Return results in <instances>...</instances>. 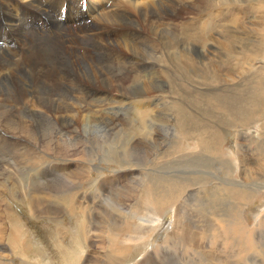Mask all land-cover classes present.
Wrapping results in <instances>:
<instances>
[{"label": "rangeland", "instance_id": "rangeland-1", "mask_svg": "<svg viewBox=\"0 0 264 264\" xmlns=\"http://www.w3.org/2000/svg\"><path fill=\"white\" fill-rule=\"evenodd\" d=\"M211 1L196 16L186 11L181 18L162 19L154 28L168 37L171 28L166 21L173 22L177 30L183 28L182 20L192 22L196 18L206 24L204 36L196 25L195 35L186 46L192 56L203 46L215 55L210 57L212 61L205 59V63L215 75L210 86L223 92L224 100L194 97L199 96V87L202 91L208 87L201 85L199 78L200 86L188 85L187 78L192 76L172 75L173 67L166 62L156 70L161 82L155 81L152 71L144 79L146 69L143 73L133 71L131 79L128 76L127 81L121 80L123 84L112 78L94 79L97 68L119 78L129 71L132 57H138L130 51L126 61L113 56L115 47L123 46L118 34L124 31H139L145 36V45L136 51L146 52L145 56L151 58L157 37L144 27L142 15L135 13L137 8H129L136 23L128 24L127 20L124 28L106 21L103 12L97 14V10L94 15H88V10L86 19L81 21L80 16L69 12L67 1L61 6H50L52 11L47 9L52 14L48 19L54 23L46 30L42 28L49 40L46 44L49 76L77 79L71 89L62 85L51 88L64 93L59 95L60 100L57 95L51 96V102L56 101V107L64 102L73 103L74 95L80 106L89 108L96 105L97 98L110 94L114 100L111 106L121 107L109 110L110 113L99 112L97 116L103 120L100 116L96 119V115L87 118L82 114L80 121L83 120L74 130L70 126L57 128L53 124L57 119L51 112H46L47 116L0 111V264H264V84L261 86L253 81L256 77L247 76L257 72L259 78L264 74V68H260L264 67V0ZM63 5L64 15H59ZM96 19L103 25L96 23ZM231 28L246 40L247 46L241 49L245 51L241 54L245 59L217 53L218 41L233 37ZM183 30L180 36L185 35L181 34ZM129 44H136L135 36ZM233 45L240 44L233 41ZM254 48L261 53H251ZM165 51L168 50H158L164 52V60L168 55ZM196 67L206 68L200 64ZM84 81L103 93L97 96L92 90L84 91L81 87ZM46 82L50 84L48 78ZM239 82L244 90L237 95L232 90ZM121 87H127V98L119 104V97H113L112 93ZM196 90L198 94L193 93ZM219 103L229 105L232 111L222 112ZM48 138L50 144L46 142Z\"/></svg>", "mask_w": 264, "mask_h": 264}, {"label": "bare ground", "instance_id": "bare-ground-1", "mask_svg": "<svg viewBox=\"0 0 264 264\" xmlns=\"http://www.w3.org/2000/svg\"><path fill=\"white\" fill-rule=\"evenodd\" d=\"M68 3L69 7V12H72L73 15L75 16H80V20L83 18H85V14L88 10H90V12H88V15H94L95 12L94 10L98 11L97 14H99L100 12H103V17L104 19H106V21H110L111 23H113L114 25H116L117 27L120 28H124L125 26H127V20H128V24H135L136 20H134L132 18V13L131 10L129 9L130 7L132 8H137V11H135V13H137L138 15L141 14L142 15V21H144L145 26L147 29H149V31H151V34L154 35L155 37H157V39H154V44L152 45L154 47V49L152 50V56L150 54V59H148L145 53H138L136 50V48L145 45V39L146 37L143 36L139 31H135L134 33H127L126 31L118 34V41L119 44H123L122 47L116 46L114 49V53L116 56V58H119L120 60H124L126 61L128 57H130L129 55L134 54L137 55L138 57H132V62L129 63L127 61V63H129L130 65V69L128 72L125 71V73H122L121 76L118 78L115 75H110L106 73H103V71L101 69L97 68V74L93 77H96L94 79L98 78H110L109 80L115 79L119 82H122L121 80H125L127 81V78L129 76L132 77L131 73L133 71H138L142 70L143 71L146 69V73L147 76L144 77L147 78L148 75H151V71L153 73V78L155 79V81H160V75L156 74V70H159V68L161 67V65H163V63L166 62V64H168V66L170 65L171 67H173V71L170 72L172 73V75H175L176 77L178 76H183L186 74L187 77H191L190 79L187 78L188 85H192L193 83L200 86V82L199 80H197V78L202 80V84L201 85H206L204 91H202L199 87V94L198 91H193L197 92V95H193L194 97H217L218 98H222L224 100V98L226 99L225 94L222 92V94L218 91V88L216 87H211L210 86V82L212 81L213 77L215 76L213 74V72H211V68L210 66H208V63H205V59H209L210 57H215V55H213V53L211 54L210 52H208L204 46L200 47L196 53L192 56L190 49H188V47L186 45H189L190 40L193 38L192 35H195V31H196V25H198V28L201 31V35L204 36V27L206 24H204L203 22H200L198 19L193 18L192 22H189L187 20H182V24L184 25L183 28L185 29V32L181 33V34H185L184 36H180V32L183 30V28L181 30H177L175 28V25L173 22H165L167 23V25L170 26L171 28V32L170 35H168V37H166L167 39H165V37H163L158 31L159 29H155L154 27H156L157 23L159 24V21L161 22L162 19H173V18H181V16L184 15V13L187 11V13L190 14H194L193 16H196L197 14H199L200 11L203 10V5L205 4H212L211 0H188V2H183L181 0H176V2H171L169 4L163 3L159 0H98L96 2V0H86L87 3V8L86 10L82 9L80 7V0H0V111H5V112H9V113H13L12 115H20V113H38V114H45L47 115L46 112H51L53 113V115H49L50 117L53 116L55 117V119H57L56 121H53V124L59 129L61 130L60 126H64L66 129L70 127H72L71 129H76L80 122L81 115L82 114H86L87 118L88 117H99L97 116V114L99 112L101 113H110L109 110L111 109H115L121 107L120 105L116 106H111V103L114 101L112 98H110V94L107 97H103V98H97V103L94 106H89V108H85L84 105L82 104L81 106L79 105L78 99L76 96H72L71 101L75 104H77L78 106L74 105L73 103L70 102H64L62 106L56 107L57 103L56 101L51 102L50 98L53 95H57L58 96V100H60V96L62 93L59 90L56 89H51V88H57L58 86L61 87L60 85L64 86V87H68V88H73L74 84H77V79L74 77L71 79V81H69L68 79H59L58 76H54L53 78L49 76V69H48V60H47V46L46 44L49 43V40L47 39V33H42V28L43 29H48L49 25L53 24L52 21H50L48 18H52V14L50 15V13L48 14V10L47 9H51L50 6H61L62 4H64V2ZM170 1V0H169ZM191 1V2H190ZM207 1V2H206ZM214 1V0H213ZM225 0H219L218 2H224ZM229 1V0H228ZM233 1V0H231ZM235 1V0H234ZM246 1V0H245ZM250 1V0H249ZM191 3V4H190ZM263 3V2H262ZM110 4V5H109ZM217 4V3H216ZM248 4V3H247ZM259 4V3H258ZM222 5V4H221ZM206 7V6H205ZM209 7V6H208ZM216 7V6H215ZM238 7V6H237ZM68 8V7H67ZM74 8V9H73ZM157 10H156V9ZM207 8V7H206ZM252 9V8H251ZM133 11V12H134ZM252 11V10H251ZM67 12V11H66ZM184 12V13H183ZM230 13V12H229ZM59 15H64L63 13V7L61 8V11H58ZM140 15V16H141ZM233 15V14H232ZM89 17V16H88ZM225 17V16H224ZM244 17V16H243ZM255 17V16H254ZM64 18V17H63ZM66 18V17H65ZM91 18V17H90ZM96 18V15L94 16V19ZM183 18V17H182ZM256 18V17H255ZM86 19V18H85ZM191 19V18H190ZM257 19V18H256ZM57 20V19H56ZM79 20V21H80ZM81 20V21H82ZM231 20V19H230ZM78 21V22H79ZM243 21V20H242ZM252 21V20H251ZM256 21V20H255ZM258 21V20H257ZM96 23L103 25V22L99 21V20H95ZM262 22V21H261ZM261 22H256V23H261ZM45 23V24H44ZM94 23V22H93ZM105 23V22H104ZM109 23V22H108ZM191 23V24H190ZM255 23V22H254ZM42 24V25H41ZM95 24V23H94ZM41 25V27H40ZM96 25V24H95ZM107 25V24H105ZM232 25H235V22H232ZM254 25V24H253ZM261 25V24H260ZM259 25V26H260ZM68 26V25H67ZM99 26V25H98ZM136 26V25H135ZM242 26V25H241ZM262 26V25H261ZM104 27V26H103ZM109 27V26H107ZM115 27V26H114ZM158 27V26H157ZM156 27V28H157ZM166 27V26H165ZM234 27V26H233ZM251 27V26H249ZM70 28V27H69ZM99 28V27H98ZM105 28V27H104ZM160 28V27H159ZM162 28V26H161ZM238 28V27H237ZM261 28V27H260ZM56 29V28H55ZM61 29V28H60ZM89 29V28H88ZM169 29V28H168ZM248 29V28H247ZM77 30V29H76ZM78 30L83 31L81 28H79ZM117 30V29H116ZM170 30V29H169ZM243 30V29H242ZM71 31V30H70ZM85 31V30H84ZM104 31V29H103ZM114 31V30H113ZM184 31V30H183ZM225 31V30H224ZM248 31V30H247ZM252 31V30H251ZM229 32L232 34L233 37L227 38V39H221L222 41L217 43V52L219 55L221 56H233V55H237V57L239 56H243L241 55L242 53H244L245 51H241L242 47H246L247 43L245 42L246 40L244 38H241L238 34H241L240 32L237 31H233V28L229 29ZM255 32L252 31L251 33ZM263 32V31H262ZM57 33V32H56ZM79 33V32H78ZM164 33V32H163ZM162 33V34H163ZM218 33V32H216ZM220 33V32H219ZM249 33V32H248ZM257 33V31L255 32ZM261 33V31L259 32ZM127 34H128V38H127ZM150 34V33H149ZM254 34V33H253ZM264 34V33H263ZM67 35V34H66ZM220 35V34H219ZM262 35V33H261ZM260 35V37L262 38V36ZM60 36V35H59ZM65 36V35H63ZM88 36V35H87ZM136 39V44L131 45L129 44L127 46V43H132L133 39ZM153 36V37H154ZM76 37V36H75ZM92 37V36H91ZM114 37V35H113ZM150 37V36H149ZM148 37V38H149ZM152 37V36H151ZM215 37V36H214ZM251 37H254V35H251ZM49 38V37H48ZM62 38V37H61ZM70 38V37H69ZM100 38V37H99ZM111 38V37H110ZM115 38V37H114ZM208 38V37H207ZM216 38V37H215ZM224 38V35H223ZM257 38V37H256ZM91 39V38H90ZM101 39V38H100ZM109 39V38H108ZM116 39V38H115ZM152 39V38H151ZM150 39V41H151ZM212 39V38H211ZM253 39V38H252ZM64 40V39H63ZM82 40V39H81ZM86 40V39H85ZM94 40V39H93ZM147 40V39H146ZM214 40V39H212ZM69 41V40H68ZM91 41V40H90ZM97 41V40H96ZM105 41V40H104ZM135 41V40H134ZM192 41V40H191ZM233 41H235L236 43L238 42V44L240 45H233ZM248 41V40H247ZM251 41V40H250ZM256 41V40H255ZM262 41V40H260ZM66 42V41H65ZM73 42V41H72ZM88 42V41H87ZM92 42V41H91ZM95 41H93L94 43ZM140 42V44H139ZM249 42V41H248ZM76 43V42H75ZM89 43V42H88ZM98 43V42H96ZM96 43H94L96 45ZM79 44V43H78ZM99 44V43H98ZM94 46V45H92ZM192 46V45H191ZM208 46V45H207ZM66 47V46H65ZM76 47V46H75ZM193 47V46H192ZM50 48V47H49ZM95 48V46H94ZM102 48V47H101ZM143 47H141L140 49H142ZM191 48V47H190ZM163 49V50H168V55L166 56V59H163V53L158 52V50ZM192 49V48H191ZM54 50V49H53ZM59 50V49H58ZM68 50V49H67ZM70 50V49H69ZM95 50V49H94ZM97 50V49H96ZM143 50V49H142ZM171 50V51H170ZM194 50V49H193ZM246 50V49H245ZM248 50V49H247ZM250 50V49H249ZM248 50V51H249ZM259 49L256 50V48L252 49L250 52L251 53H256V55H258ZM51 51V50H50ZM73 51V50H72ZM71 51V52H72ZM127 51L131 52L130 54H127ZM67 52V51H66ZM75 52V51H74ZM166 52V51H165ZM166 52V53H167ZM159 53V54H158ZM54 54V53H52ZM61 54V53H60ZM68 54V53H67ZM57 55V54H56ZM133 55V56H135ZM144 56V57H139V56ZM55 56V55H54ZM252 56H254L252 54ZM263 56V55H262ZM58 57V56H57ZM105 57V56H104ZM165 57V56H164ZM235 57V56H234ZM232 57V58H234ZM249 57V56H248ZM99 58V57H98ZM101 58V57H100ZM226 58V57H225ZM224 58V59H225ZM231 58V57H230ZM244 58V56H243ZM62 59V58H61ZM131 59V58H130ZM245 59V58H244ZM255 59V58H254ZM247 60V59H246ZM253 60V59H252ZM204 61L202 64L201 62ZM212 61V60H210ZM226 61V60H225ZM224 61V62H225ZM104 62V61H103ZM120 62V61H119ZM72 63V61L70 62ZM102 63V62H101ZM253 63H255L253 61ZM119 64V63H118ZM126 64V62H125ZM202 65V66H206V68H201L198 69L196 67V65ZM61 65V64H60ZM104 65V64H103ZM254 65V64H253ZM54 66V65H53ZM62 66V65H61ZM116 66V65H115ZM118 66V65H117ZM127 66V65H126ZM128 66V67H129ZM167 66V68H168ZM123 67V66H122ZM236 67V66H235ZM114 68V67H112ZM260 68H264V67H260ZM263 70V69H261ZM260 70V71H261ZM54 71V70H53ZM57 71V70H56ZM92 70H90L89 72H91ZM120 71V70H119ZM161 71V70H160ZM164 71V70H163ZM168 71V70H167ZM257 71V70H256ZM114 72V71H113ZM263 72V71H262ZM56 73V72H55ZM116 73V72H115ZM128 73V74H127ZM162 74V72H160ZM166 73V72H165ZM200 73H202L200 75ZM260 73V72H259ZM64 75V74H63ZM92 75V74H91ZM166 75V74H165ZM253 76L254 78L256 77V79H254L253 81H257L261 86L264 84V74H262V77H257L259 75H257V72L251 73V74H247ZM100 76V77H99ZM47 78L50 80V84H47L46 80ZM137 78V77H136ZM180 78V77H178ZM228 78V77H226ZM131 79V78H130ZM133 79V78H132ZM185 79V78H184ZM93 80V79H92ZM143 80V79H141ZM230 81L233 82L232 79H229ZM131 81V80H130ZM144 81V80H143ZM143 81H141V84L143 83ZM163 81V80H162ZM55 82L56 84L53 85L52 83ZM85 82V81H84ZM92 82V81H91ZM95 82V80H94ZM170 82V79H169ZM184 82V81H182ZM191 82V84H190ZM252 82V80H251ZM131 83V82H130ZM185 83V82H184ZM183 83V84H184ZM113 84V83H112ZM115 84V83H114ZM123 84V82L121 83ZM127 84V83H126ZM179 84V83H178ZM233 84V83H232ZM250 84V83H249ZM258 84V85H259ZM99 85V84H98ZM133 85V84H132ZM137 85V84H136ZM171 85V84H170ZM251 85V84H250ZM259 85V86H260ZM110 86V85H109ZM112 86V85H111ZM143 86V85H142ZM159 86V85H158ZM183 86V85H182ZM234 88L232 90L233 93H236L238 91H240L242 88V84L239 83H235ZM249 86V85H248ZM252 86V85H251ZM79 87V86H78ZM81 87L82 89L85 90H92L93 93L97 96H99L100 93H103V90L100 88H97L95 85H91L88 82L85 83H81ZM125 87V86H124ZM137 87V86H136ZM176 87V86H175ZM253 88L256 86H252ZM62 88V87H61ZM144 88V87H143ZM142 88V89H143ZM195 88V87H194ZM227 88V87H226ZM80 89V88H79ZM193 89V88H192ZM252 89V88H251ZM264 89V88H263ZM191 90V89H190ZM223 90V89H222ZM244 89H242L243 92ZM74 91V90H73ZM115 92L112 93L113 97H119V101L117 103H121L122 100L126 99V92H127V87L126 88H122L121 89H115ZM143 91V90H142ZM147 91V90H145ZM144 91V92H145ZM183 91V90H182ZM72 92V91H71ZM105 92V91H104ZM132 92V91H131ZM136 92V91H135ZM141 92V91H139ZM148 92V91H147ZM146 92V93H147ZM150 92V91H149ZM185 92V89H184ZM187 92V90H186ZM192 91L188 93H190V95H192L191 93ZM111 93V92H109ZM146 93H144L146 95ZM232 95L234 96L235 94ZM252 93V92H251ZM259 93L262 94V89L259 90ZM64 94V93H63ZM86 94V93H85ZM129 94V93H128ZM139 94V93H138ZM178 94V93H177ZM187 94V93H185ZM231 94V93H230ZM247 94H249V91L247 92ZM264 94V93H263ZM107 95V94H106ZM130 95V94H129ZM128 95V96H129ZM142 95V94H140ZM152 95V94H151ZM175 95V94H173ZM238 95V94H237ZM250 95V94H249ZM256 95V94H255ZM80 96V95H79ZM102 96V95H101ZM147 96V95H146ZM153 96V95H152ZM149 96V97H152ZM180 96H182L180 94ZM253 96V94H252ZM251 96V97H252ZM133 97V96H132ZM137 97V96H136ZM240 97V96H239ZM249 97V98H251ZM86 98V97H85ZM130 98V97H129ZM142 98V97H141ZM92 99V98H91ZM134 99V98H131ZM137 99V98H135ZM139 99V98H138ZM185 99V98H184ZM50 100V101H49ZM96 100V98H95ZM123 100V101H124ZM248 100V99H247ZM251 100V99H250ZM249 100V101H250ZM261 100V99H260ZM49 101V103H47ZM126 101V100H125ZM132 101V100H131ZM138 101V100H137ZM173 101V100H172ZM92 102V101H91ZM135 102V101H134ZM146 102V101H145ZM144 102V103H145ZM219 102V101H218ZM125 103V102H123ZM131 103V102H130ZM154 103V102H153ZM47 104H48V108H47ZM59 104V103H58ZM115 104V102H114ZM220 104V103H219ZM92 105V104H91ZM137 104H134V106ZM148 105V104H147ZM157 105V104H156ZM221 105V104H220ZM138 106V105H137ZM151 106V105H150ZM154 106V105H152ZM237 106V105H236ZM252 106V105H251ZM133 107V106H132ZM142 107V106H141ZM144 107H146L144 105ZM217 107V106H216ZM219 107V106H218ZM217 107V108H218ZM261 107V106H260ZM220 108L224 111H232V108L229 105H225L224 103L220 106ZM245 108V107H244ZM256 108V107H255ZM235 109V108H233ZM243 109V108H242ZM252 109V108H251ZM49 110V111H48ZM171 110V109H170ZM244 110V109H243ZM264 110V109H262ZM220 111V110H219ZM237 111V110H235ZM254 111V110H252ZM258 111H255V114ZM225 113V112H224ZM249 113V112H248ZM259 113V112H258ZM257 113V114H258ZM50 114V113H49ZM100 114V113H99ZM165 114V113H164ZM167 114V112H166ZM169 114V113H168ZM251 114V113H249ZM256 114V115H257ZM11 115V116H12ZM102 115V114H101ZM107 115V114H106ZM104 114V116H106ZM188 115V114H187ZM206 115V114H205ZM253 115V114H251ZM259 115V114H258ZM48 116V115H47ZM103 116V115H102ZM103 116V117H104ZM111 116V115H110ZM109 116V117H110ZM172 116V114H171ZM13 117V116H12ZM81 117V118H80ZM168 117V116H167ZM1 118V117H0ZM86 118V119H87ZM107 118V117H106ZM176 118V117H174ZM51 119V118H50ZM85 119V118H84ZM85 119V120H86ZM100 119L103 120V118ZM99 119V121H100ZM110 119V118H108ZM114 119V118H113ZM172 119V118H171ZM9 120V119H8ZM12 120V119H11ZM52 120V119H51ZM84 120V121H85ZM88 120V119H87ZM92 120V119H91ZM95 120V119H94ZM112 120V118H111ZM115 120V119H114ZM178 120V119H176ZM89 121V120H88ZM107 121V119H106ZM170 121V120H169ZM97 122V121H95ZM102 122V121H101ZM100 122V124H101ZM104 122V121H103ZM113 122V121H112ZM173 122V121H172ZM5 123V122H4ZM83 123V122H82ZM105 123V122H104ZM111 123V121L109 122ZM125 123V122H124ZM169 123V122H168ZM88 124H90L88 122ZM96 124V123H95ZM107 124V122H106ZM126 124V123H125ZM84 125V124H83ZM104 125V124H103ZM110 125V124H108ZM112 125V124H111ZM26 126V125H25ZM95 126H99L98 124ZM105 126V125H104ZM121 126V125H120ZM84 127V126H83ZM87 127V126H86ZM212 127V126H211ZM56 128V129H57ZM89 128V127H88ZM87 128V129H88ZM103 128V127H102ZM181 128V126H180ZM78 129V128H77ZM86 129V128H84ZM94 129V128H93ZM99 129V128H98ZM126 129V128H125ZM179 129V128H178ZM199 129V128H198ZM36 130V129H34ZM96 130V129H94ZM180 130V129H179ZM193 130V129H192ZM197 130V129H196ZM222 130V129H221ZM83 131V129H82ZM98 131V130H97ZM191 131V130H190ZM195 131V130H194ZM27 132V131H25ZM32 132V131H31ZM100 132V131H99ZM101 132H104L101 131ZM164 132V131H163ZM169 132V131H168ZM196 132V131H195ZM34 133V131H33ZM60 133V132H59ZM94 133V132H93ZM69 134V133H68ZM66 134V136L68 137L69 135ZM86 134V133H85ZM149 134V133H148ZM199 134V133H198ZM208 134V133H207ZM30 135V134H27ZM48 135V134H46ZM58 135V134H57ZM64 135V134H63ZM191 135V134H190ZM197 135V133H196ZM202 135V134H201ZM61 136V135H60ZM59 136V137H60ZM198 136V135H197ZM45 138V137H43ZM193 138V137H191ZM58 139V138H57ZM70 139V138H69ZM196 139V137H195ZM210 139V137H209ZM46 139V142H48ZM162 140V138L160 139ZM57 141V140H56ZM103 141V140H102ZM156 141V140H155ZM203 141V140H202ZM51 142V141H50ZM53 142V141H52ZM55 142V140H54ZM49 143V142H48ZM66 143V141H65ZM199 143V142H198ZM50 144V143H49ZM53 144V143H52ZM57 144V142H56ZM61 144V143H60ZM67 144V143H66ZM59 145V143H58ZM62 145H65L64 143ZM60 145V147L62 146ZM76 145V144H75ZM69 146V145H68ZM82 146V145H81ZM84 146V145H83ZM65 147V146H64ZM93 147V146H92ZM132 147V146H131ZM62 148V147H61ZM68 148V147H67ZM66 148V149H67ZM82 147H80L81 149ZM70 149V148H69ZM68 149V150H69ZM79 149V150H80ZM85 149V148H84ZM160 149V148H159ZM202 149V148H201ZM65 151V150H64ZM67 151V150H66ZM78 151V150H77ZM82 151V150H81ZM80 151V152H81ZM85 151V150H84ZM75 152V151H74ZM79 152V151H78ZM77 152V153H78ZM83 153V152H81ZM67 154V153H66ZM91 154V153H90ZM87 154V155H90ZM101 154V153H100ZM113 154V153H112ZM111 154V155H112ZM168 154V153H167ZM206 154V153H205ZM204 154V155H205ZM45 155V154H44ZM43 155V156H44ZM86 155V154H85ZM86 155V156H87ZM41 156V155H40ZM41 156V157H43ZM66 156V155H65ZM76 156H78V154H76ZM162 156V155H161ZM194 156V155H193ZM198 156V155H197ZM70 157V156H69ZM73 157V156H71ZM70 157V158H71ZM91 157V156H90ZM93 157V156H92ZM147 157V156H146ZM196 157V156H195ZM194 157V158H195ZM31 158V157H30ZM29 158V159H30ZM66 158V157H65ZM171 158V157H170ZM25 159V158H24ZM27 159V158H26ZM74 160V158H72ZM76 159V158H75ZM78 159V158H77ZM76 159V160H77ZM82 159V158H81ZM87 159H89V157H87ZM92 158H90L89 160H91ZM209 159V158H208ZM220 159V158H219ZM225 159V158H224ZM231 159V158H230ZM64 160V159H63ZM75 160V161H76ZM83 160H84V155H83ZM125 160V159H124ZM69 161V160H68ZM221 161V160H220ZM228 161V160H227ZM27 162V160H26ZM131 162V161H130ZM212 162V161H211ZM225 162V160H224ZM231 162V161H228ZM28 163V162H27ZM227 163V162H225ZM224 164V163H223ZM77 165V164H76ZM156 165V164H154ZM123 166V165H122ZM232 166V165H231ZM156 167V166H155ZM154 167V168H155ZM208 168V167H207ZM234 168V167H233ZM242 168V167H241ZM235 170V169H234ZM68 171V170H67ZM66 171V172H67ZM220 171V170H219ZM62 173V172H61ZM83 173V172H82ZM219 173V172H218ZM16 174V173H15ZM81 174V173H79ZM150 175V174H149ZM184 175V174H183ZM212 175V174H211ZM148 176V175H147ZM31 177V176H30ZM215 176L213 175V178ZM29 178V175H28ZM212 178V177H211ZM212 178V179H213ZM30 179V178H29ZM233 179V178H232ZM69 180V179H68ZM67 181V180H66ZM72 181V180H70ZM234 181V180H233ZM36 182V181H35ZM146 182V181H144ZM236 182V180H235ZM157 183V182H156ZM33 184V183H32ZM31 184V185H32ZM143 184V183H142ZM35 185V184H33ZM74 185V184H73ZM137 185V184H136ZM145 185V184H144ZM142 186V185H141ZM152 186V185H151ZM161 186V185H160ZM217 186V185H216ZM2 187V186H1ZM67 187V186H65ZM157 187V186H156ZM57 188V187H56ZM64 188V186H63ZM163 188V187H162ZM233 188V187H232ZM58 189V188H57ZM56 189V191H57ZM71 189V188H70ZM52 190V189H51ZM50 190V191H51ZM55 190V189H54ZM64 190V189H63ZM47 191V190H46ZM58 191H60V189H58ZM57 191L56 194H58L59 192ZM62 191V189H61ZM75 191V190H74ZM160 191V189H159ZM162 191V190H161ZM168 191V190H167ZM42 192V191H41ZM49 191H47L46 193H48ZM165 192V191H164ZM172 192V191H171ZM19 193V192H18ZM31 193V192H30ZM52 193V192H51ZM152 193V192H151ZM158 193V192H157ZM34 193H31V195ZM49 194V193H48ZM54 194V191H53ZM61 193H59L60 195ZM68 194V193H66ZM66 194H63L66 195ZM163 194V193H162ZM167 194V193H166ZM24 195V194H22ZM154 195V194H153ZM157 195V194H156ZM165 195V194H164ZM48 196V195H47ZM61 195V197H63ZM73 196V195H72ZM148 196V195H147ZM150 196V195H149ZM148 196V197H149ZM170 196V195H169ZM177 196V195H176ZM1 197V196H0ZM67 197V196H66ZM65 197V198H66ZM75 197V196H74ZM168 197V195H167ZM46 198V197H45ZM156 198V197H155ZM154 198V199H155ZM173 198H176L173 196ZM2 199V198H1ZM64 199V197H63ZM158 199V198H157ZM160 199V198H159ZM172 199V198H171ZM46 200V199H45ZM156 200V199H155ZM174 200V199H173ZM164 201V199H163ZM153 203V202H152ZM156 203V202H155ZM4 204V203H3ZM2 204V205H3ZM157 204V203H156ZM166 204V203H164ZM1 205V206H2ZM89 205V204H88ZM5 206V205H4ZM71 206V205H70ZM90 206V205H89ZM129 206V205H128ZM153 206H155L153 204ZM152 206V207H153ZM84 207V206H83ZM86 207V206H85ZM131 207V206H129ZM138 207V206H137ZM156 207V206H155ZM7 208V207H6ZM5 208V209H6ZM71 209V207H70ZM69 209V210H70ZM138 209V208H137ZM139 210V209H138ZM67 211V210H66ZM71 211V210H70ZM131 211V209H130ZM72 212V211H71ZM70 212V213H71ZM132 212V211H131ZM134 212V211H133ZM132 212V213H133ZM49 218V217H48ZM175 218V217H174ZM126 219V218H125ZM221 219V218H220ZM84 222L81 221L80 225H82ZM237 226V225H236ZM176 227V226H175ZM112 237V236H111ZM110 237V238H111ZM109 238V239H110ZM16 243V242H15ZM19 244V243H18ZM107 249V248H106ZM111 250V248H109ZM104 250V249H103ZM109 253V252H108ZM107 253V254H108ZM110 254V253H109ZM239 255V254H238ZM123 256V255H122ZM109 257V256H107ZM237 257V255H236ZM235 257V258H236ZM102 258V257H101ZM106 258V257H105ZM110 258V257H109ZM112 258V257H111ZM239 258V257H238ZM151 259V258H150ZM113 260V258H112ZM106 261V260H105ZM116 261V260H115ZM115 261L113 263H115ZM122 261V260H121ZM97 262V261H96ZM120 262V260H119ZM105 264V263H104ZM120 264V263H119Z\"/></svg>", "mask_w": 264, "mask_h": 264}]
</instances>
